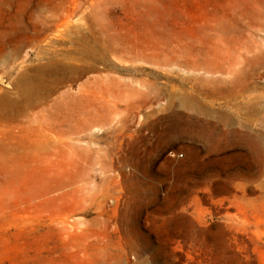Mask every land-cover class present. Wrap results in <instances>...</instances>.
Returning <instances> with one entry per match:
<instances>
[{
    "label": "rangeland",
    "instance_id": "1",
    "mask_svg": "<svg viewBox=\"0 0 264 264\" xmlns=\"http://www.w3.org/2000/svg\"><path fill=\"white\" fill-rule=\"evenodd\" d=\"M85 48L110 51L89 74L115 83L108 118L59 142L15 129L34 174L0 176V264H264V0H0V93L40 53Z\"/></svg>",
    "mask_w": 264,
    "mask_h": 264
},
{
    "label": "bare ground",
    "instance_id": "2",
    "mask_svg": "<svg viewBox=\"0 0 264 264\" xmlns=\"http://www.w3.org/2000/svg\"><path fill=\"white\" fill-rule=\"evenodd\" d=\"M45 31V30H44ZM49 41V40H48ZM90 41V40H89ZM51 42V41H50ZM87 43V42H86ZM51 44V43H48ZM53 44V43H52ZM55 45V44H54ZM7 46V45H6ZM12 46V45H10ZM18 46V45H17ZM20 48V47H19ZM43 48V47H42ZM12 49V48H11ZM21 49V48H20ZM40 49V48H39ZM55 49V48H54ZM4 50V48H3ZM126 50V48H125ZM124 50V51H125ZM39 51V50H38ZM118 51V50H117ZM3 52V51H0ZM15 52V51H14ZM46 52V51H45ZM108 50L102 49L96 51L93 48H85L78 53H66V54H54L49 57H43L44 54L40 53V57L45 60L44 63L38 62L31 66H26L22 71L19 72L14 82L13 91H1L0 93V176L4 179H14L21 174H31L34 172L28 170L29 160L32 155L29 153L30 147H24L22 145H15L12 141L15 139V129L30 133L31 131L43 133V132H57V142L64 141L62 134L69 132V139H72V135H76L80 130L93 126L96 119L99 123H103L108 117L103 115L99 110L96 112V105L101 100L99 94L116 92L115 83L110 78L104 76H89L90 73L97 70L98 64H103L108 67ZM4 53V52H3ZM21 54V52H19ZM116 54V52H114ZM118 53V52H117ZM128 53V52H127ZM263 53V52H261ZM121 54V53H120ZM123 54V53H122ZM121 54V56H122ZM249 54V53H248ZM264 54V53H263ZM261 54V55H263ZM114 55V54H113ZM132 56V53L129 54ZM243 54H241L242 56ZM118 56V54H117ZM130 56V57H131ZM254 56V55H253ZM249 57V56H246ZM17 58V57H16ZM113 58V57H112ZM134 58V57H133ZM136 58V56H135ZM253 58V57H252ZM122 59V58H121ZM126 59V58H125ZM231 59V58H230ZM250 59V57H249ZM255 59V58H254ZM39 60V59H38ZM232 60V59H231ZM252 60V59H251ZM250 60V61H251ZM243 61V60H242ZM249 61V62H250ZM258 61V60H257ZM7 62V61H6ZM37 62V61H36ZM260 62V61H259ZM3 63V62H1ZM231 63V62H230ZM251 63V62H250ZM253 63V61H252ZM261 63V62H260ZM228 64V63H227ZM234 64V63H233ZM239 64V63H238ZM248 64V62L246 63ZM256 64V63H255ZM259 64V63H258ZM257 64V65H258ZM235 65V64H234ZM252 65V64H251ZM4 66V65H3ZM113 67V66H112ZM248 67V66H247ZM2 68V67H1ZM114 68V67H113ZM116 68V67H115ZM225 68V67H224ZM259 68V66L257 67ZM7 69V68H6ZM227 69V68H226ZM228 70V69H227ZM250 70V69H249ZM254 70V68H253ZM4 71V70H3ZM125 71V70H124ZM228 73V71H227ZM254 73V72H253ZM232 74V73H231ZM245 75V73H243ZM248 75V74H247ZM251 75V74H250ZM252 76V75H251ZM112 79H115L111 76ZM85 79L74 93L70 90H62L70 85L77 83ZM246 79V78H245ZM109 81V82H108ZM198 81V80H197ZM116 82V81H115ZM122 82V81H121ZM226 83V82H225ZM119 84V81L118 83ZM123 84V82H122ZM200 84V83H199ZM229 84V83H228ZM237 84V83H236ZM142 85V84H141ZM146 85V84H145ZM148 85V84H147ZM223 85V84H222ZM235 85V84H234ZM120 86V85H119ZM118 86V87H119ZM128 86V85H127ZM126 86V87H127ZM152 86V85H151ZM214 86V85H213ZM249 86V84H248ZM117 87V88H118ZM124 87V84H123ZM146 87V86H145ZM148 87V86H147ZM251 87V86H250ZM69 88V87H68ZM174 88V87H173ZM222 88V87H221ZM243 88V87H242ZM248 88V87H246ZM132 89V87H131ZM135 89V87H134ZM133 89V90H134ZM220 89V87H219ZM120 90V89H119ZM130 90V89H129ZM139 90V89H137ZM136 90V93H137ZM157 90V89H156ZM172 90V89H171ZM215 90V89H214ZM213 90V91H214ZM223 92H234L233 88L225 87L222 88ZM123 91V89H122ZM126 91V90H125ZM124 91V92H125ZM135 91V90H134ZM140 91V90H139ZM211 91V90H210ZM237 92V90H235ZM218 92V91H217ZM257 92V91H256ZM120 93V92H119ZM135 93V94H136ZM139 93V92H138ZM212 93V92H211ZM262 93V92H261ZM115 94V93H113ZM125 94V93H124ZM126 94H128L126 92ZM133 94V93H132ZM133 94V95H135ZM140 94V93H139ZM156 94V93H155ZM158 94V93H157ZM237 94H239L237 92ZM249 94V93H248ZM255 94V93H254ZM110 96V94H108ZM116 95V94H115ZM122 95V94H121ZM175 95V94H174ZM108 96V97H109ZM128 95H126L127 98ZM101 97V96H100ZM105 97V95H103ZM118 97L113 99L116 101L115 106L118 103L123 102L122 98ZM130 97V93L129 96ZM133 96H131L132 98ZM207 97V96H206ZM251 97V96H250ZM195 98V97H194ZM226 98V97H225ZM244 98V97H243ZM109 99H111L109 97ZM112 99V100H113ZM125 99V98H124ZM133 99V98H132ZM148 99V98H147ZM242 99V98H241ZM256 99V98H255ZM126 100V99H125ZM129 101V99H127ZM152 100V99H151ZM218 100V99H217ZM222 100V99H221ZM226 100V99H225ZM234 100V99H233ZM232 100V101H233ZM240 100V98H239ZM245 100V99H244ZM98 101V102H97ZM103 101V100H102ZM101 101V103H103ZM106 101V100H105ZM158 101V100H157ZM114 102V101H113ZM127 102V101H126ZM125 102V103H126ZM131 102V101H130ZM152 102V101H151ZM205 102V101H204ZM226 102V101H225ZM242 102V101H241ZM259 102V101H258ZM262 102V101H261ZM109 103V102H106ZM138 103V102H137ZM211 103V102H210ZM250 103V102H249ZM253 104L255 102H252ZM111 104V103H110ZM109 104V106H110ZM152 104V103H151ZM234 104V103H232ZM114 105V104H113ZM128 105V104H127ZM130 105V104H129ZM134 105V104H133ZM138 105V104H137ZM177 105L185 109L193 108L194 105L190 100L182 95L178 98ZM237 105V104H236ZM258 105V104H257ZM132 106V105H131ZM140 106V105H139ZM107 107V105H106ZM105 107V108H106ZM114 107V106H113ZM136 107V106H135ZM134 107V108H135ZM101 108V107H100ZM133 108V109H134ZM138 108V107H137ZM157 108V107H156ZM259 108V107H258ZM111 107H109V110ZM230 109V107H229ZM121 110V109H120ZM119 110V113H120ZM127 106L121 110L122 113L126 112ZM131 110V109H130ZM135 110V109H134ZM152 110V109H151ZM116 111V108H115ZM138 111V110H137ZM261 111V110H260ZM112 112V111H110ZM158 110H152L148 114L149 117H153L158 114ZM128 113V112H126ZM171 113V112H170ZM108 114V113H107ZM113 114V113H112ZM118 114V113H117ZM84 115H87L85 117ZM109 115V114H108ZM126 115V114H125ZM249 116V115H248ZM122 118V117H121ZM155 118V117H154ZM244 118V117H243ZM246 118V117H245ZM257 118V117H256ZM255 118V119H256ZM150 119V118H149ZM253 119V118H252ZM262 119V118H261ZM264 119V118H263ZM249 120V119H248ZM120 121V119H119ZM122 121V120H121ZM120 121V122H121ZM127 122V121H126ZM115 124H118L117 122ZM122 124V122L120 123ZM145 124V123H144ZM251 124V123H250ZM108 126V125H105ZM95 127V126H93ZM87 128V130H88ZM108 128V127H107ZM92 129V128H89ZM78 131V132H77ZM89 131V130H88ZM90 132V131H89ZM50 133V132H49ZM88 133V132H87ZM85 134V133H81ZM64 136V135H63ZM108 137V136H107ZM93 138V136H92ZM67 144L69 141L66 139ZM74 142V141H73ZM78 142V141H77ZM76 142V143H77ZM92 142V141H91ZM72 143V142H71ZM89 143V142H88ZM87 144V143H86ZM66 145V144H64ZM71 145V144H70ZM74 145V144H73ZM67 146V145H66ZM58 147V146H57ZM61 147V146H60ZM63 147V145H62ZM74 147V146H73ZM77 148V146H76ZM79 148V147H78ZM82 148V147H81ZM80 148V149H81ZM61 149V148H60ZM63 149V148H62ZM66 149V148H65ZM73 149V148H72ZM92 149V148H91ZM51 150V149H50ZM64 150V149H63ZM67 150V149H66ZM71 150V148H70ZM68 151V150H67ZM73 151V150H72ZM96 151V150H95ZM94 151V152H95ZM64 152V151H63ZM69 152V151H68ZM71 152V151H70ZM84 152V149H83ZM86 152V151H85ZM97 152V151H96ZM58 153V151H57ZM60 154V153H59ZM67 154V152H66ZM69 154V153H68ZM73 154L76 157L81 155L79 150H75ZM98 154V153H97ZM53 155V153H52ZM56 155V154H55ZM53 155V156H55ZM58 155V154H57ZM70 155V154H69ZM72 155V154H71ZM87 155V154H86ZM94 155V154H93ZM42 156V155H41ZM44 156V155H43ZM42 156V157H43ZM59 156V155H58ZM73 156V155H72ZM90 156V155H89ZM101 156V154H100ZM104 156V155H103ZM47 157V156H46ZM64 157V156H63ZM59 157V158H63ZM67 157V156H66ZM55 158V157H54ZM91 158V157H90ZM93 158V157H92ZM22 159L21 161H19ZM48 159H51L48 157ZM57 159V158H56ZM89 159V158H88ZM92 160V159H91ZM100 160V159H99ZM97 161V160H96ZM39 162V161H38ZM98 162V161H97ZM34 163V162H33ZM40 163V162H39ZM61 163V162H60ZM95 163V162H94ZM68 164V163H67ZM81 164V163H80ZM96 164V163H95ZM46 166L45 164H42ZM52 165V164H51ZM55 166V164H53ZM52 165V166H53ZM33 166V165H31ZM39 166V165H38ZM64 166V165H62ZM66 166V165H65ZM64 166V167H65ZM71 166V165H69ZM74 166V165H73ZM48 167V166H47ZM47 167L44 170L48 169ZM59 167V165H58ZM77 172L65 171L70 176H79V172H83L84 169L80 168V165L74 166ZM56 168V167H55ZM103 168V167H102ZM94 169V168H93ZM55 170V169H53ZM51 171V170H49ZM47 172V171H46ZM55 172V171H52ZM64 172V173H65ZM32 174V175H33ZM40 174V173H39ZM36 173V175H39ZM45 174V173H44ZM47 174V173H46ZM45 174V175H46ZM49 174V173H48ZM42 175V174H40ZM48 175H46V178ZM50 176V175H49ZM67 176V175H66ZM82 176V175H81ZM24 177V176H23ZM31 177V176H30ZM38 177V176H37ZM35 178V177H34ZM42 178V177H41ZM51 178V177H50ZM4 179V180H5ZM53 179V178H52ZM60 178H58L59 180ZM70 179V178H69ZM72 179V178H71ZM57 180V181H58ZM61 180V179H60ZM63 180V179H62ZM74 180V179H73ZM80 180V179H79ZM82 180V179H81ZM53 181V180H52ZM56 181V182H57ZM68 181V180H66ZM76 181V180H75ZM83 181V180H82ZM6 182V181H5ZM11 182V180H10ZM1 183V182H0ZM7 183V182H6ZM60 183V182H59ZM63 183V182H62ZM65 183V182H64ZM71 183V182H70ZM73 183V182H72ZM10 184V183H9ZM12 184V183H11ZM78 184V183H77ZM1 185V184H0ZM74 185V184H73ZM53 186V185H52ZM5 187V186H3ZM63 187V186H62ZM73 187V186H72ZM7 188V187H6ZM5 188V189H6ZM9 188H11L9 186ZM54 188V187H53ZM57 188V187H56ZM61 188V187H59ZM58 188V189H59ZM70 188V187H68ZM66 189V188H64ZM56 190V189H55ZM2 191H4L2 189ZM12 191V190H10ZM17 192V191H16ZM30 192V191H29ZM5 193H9L5 192ZM19 193V191H18ZM31 193V192H30ZM26 194L25 204L26 207L22 210H17L16 216L18 221H21V225L18 223L15 225L17 228H24L25 234L31 236L32 232V216H31V205L33 197L31 194ZM2 194V193H1ZM13 194H15L13 192ZM24 194V193H23ZM16 195V194H15ZM9 196V194H8ZM11 197V196H10ZM10 199V198H9ZM5 200V199H4ZM13 200V199H12ZM8 202L7 200H5ZM4 201V202H5ZM11 202V199H10ZM24 205V204H23ZM8 206V205H7ZM10 206V205H9ZM22 206V205H20ZM6 207V206H5ZM19 209V208H18ZM15 210V209H14ZM8 211H10L8 209ZM5 212V211H3ZM3 214V213H2ZM6 214V213H4ZM2 216V215H1ZM7 219V218H6ZM10 220V219H9ZM34 220V218H33ZM4 222V221H3ZM6 222V220H5ZM9 222V221H8ZM2 223V222H1ZM14 223V222H13ZM20 223V222H19ZM3 224V223H2ZM4 226V225H3ZM4 232L6 231L5 228ZM15 230V229H14ZM22 231V232H23ZM19 232V231H18ZM11 233V232H10ZM17 233V232H16ZM15 233V234H16ZM20 233V232H19ZM17 233L18 235H20ZM5 234V233H4ZM9 234V233H8ZM14 234V236H15ZM34 234V233H33ZM12 236V235H10ZM17 236V235H16ZM34 238V235L31 236ZM30 237V238H31ZM9 238V237H8ZM26 238V237H24ZM28 239V238H26ZM17 242V241H16ZM8 244V243H5ZM21 244V243H19ZM25 244V243H24ZM17 245V244H16ZM22 245V244H21ZM25 246V245H24ZM42 246V245H41ZM9 247V246H8ZM18 247V246H17ZM31 247V246H30ZM43 247V246H42ZM16 248V247H15ZM14 248V249H15ZM20 248V247H19ZM26 248V247H24ZM29 248V247H28ZM11 249V248H10ZM17 249V248H16ZM41 249V248H40ZM25 250V249H24ZM28 250V249H27ZM30 250V249H29ZM28 250V251H29ZM32 250V249H31ZM43 250H41L42 252ZM16 253V251H15ZM18 253V252H17ZM24 253V252H23ZM21 254V253H20ZM25 254V253H24ZM29 255V254H28ZM19 256V254H18ZM22 256V255H20ZM19 256V257H20ZM41 256V255H40ZM18 257V258H19ZM23 257V256H22ZM21 257V259H22ZM25 258V257H24ZM17 259V258H15ZM39 259V258H38ZM44 259V258H43ZM32 261V260H31Z\"/></svg>",
    "mask_w": 264,
    "mask_h": 264
}]
</instances>
